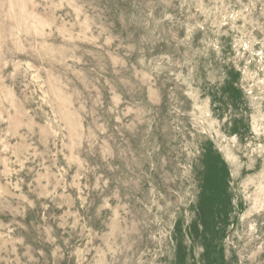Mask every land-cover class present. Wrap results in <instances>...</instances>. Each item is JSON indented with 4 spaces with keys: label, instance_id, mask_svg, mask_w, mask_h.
<instances>
[{
    "label": "rangeland",
    "instance_id": "1",
    "mask_svg": "<svg viewBox=\"0 0 264 264\" xmlns=\"http://www.w3.org/2000/svg\"><path fill=\"white\" fill-rule=\"evenodd\" d=\"M0 264H264V0H0Z\"/></svg>",
    "mask_w": 264,
    "mask_h": 264
},
{
    "label": "trees",
    "instance_id": "2",
    "mask_svg": "<svg viewBox=\"0 0 264 264\" xmlns=\"http://www.w3.org/2000/svg\"><path fill=\"white\" fill-rule=\"evenodd\" d=\"M229 84H230V89L232 88V90H233V89L235 90V85H234L235 83H232V82H231V83H229ZM231 86H232V87H231ZM233 86H234V87H233Z\"/></svg>",
    "mask_w": 264,
    "mask_h": 264
}]
</instances>
